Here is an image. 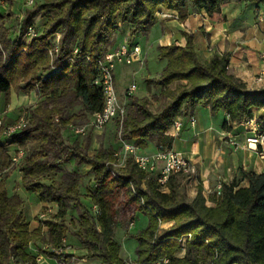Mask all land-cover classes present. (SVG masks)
<instances>
[{
  "label": "trees",
  "instance_id": "1",
  "mask_svg": "<svg viewBox=\"0 0 264 264\" xmlns=\"http://www.w3.org/2000/svg\"><path fill=\"white\" fill-rule=\"evenodd\" d=\"M230 1L46 0L25 10L17 38L9 36L5 15L0 14V96L8 98L13 90L34 91L41 97L25 114V126L6 136L8 144L23 152L18 161L22 186L39 202L56 205L54 214L30 230L21 212L23 200L15 192L7 193L5 180L15 166L0 142V264H11L12 257L37 264L29 245L39 241L55 249L68 233L86 250L87 258L98 259L96 264H125L114 237L116 225L127 219L124 212L116 210L120 196L126 213L135 216L139 212L147 217L146 226L134 235L138 264H264V172L241 170V179L247 184H222L213 205H207L200 186L190 200L178 197L172 180L175 175L162 185L155 173L138 169L132 158L124 168L114 169L109 149L99 148L90 154L89 139L68 141L62 135L67 126L82 123L101 110L102 89L94 84L96 60L116 47L113 35L120 27H128L132 40L154 24L159 7L175 10L179 20L193 8L203 10L212 21H220L221 8ZM37 16L43 22L41 32L24 43L26 28ZM56 32L61 35L59 50L56 60L50 62L48 47ZM185 35L184 46H157L158 57L165 64L148 83L159 90L164 104L152 111L146 96L125 99V115L117 121L118 140L139 149L148 142L155 143V148L159 144L170 148L173 138L165 132L173 119L187 115L196 106L207 107L211 115L225 112V130L250 118L254 108L264 107V88L248 89L229 72L226 56L200 60L193 36ZM73 47L78 52L69 61ZM85 54L90 60L83 57ZM75 106L78 110L72 111ZM3 127L0 125V139L5 136ZM259 128L264 130V118L259 120ZM68 156L74 166L89 165L94 187L86 190V198L97 209L95 214L87 208L80 211L70 225L65 221L68 209L83 205V175L62 168ZM57 173H61L60 180L50 179ZM167 221L173 225L162 230L160 224ZM186 234L190 236L182 244L179 239ZM182 249L183 255H178ZM42 254L58 262L72 257L46 249Z\"/></svg>",
  "mask_w": 264,
  "mask_h": 264
},
{
  "label": "crops",
  "instance_id": "2",
  "mask_svg": "<svg viewBox=\"0 0 264 264\" xmlns=\"http://www.w3.org/2000/svg\"><path fill=\"white\" fill-rule=\"evenodd\" d=\"M259 12H264V1L236 2L232 0L221 8L223 19L220 21H212L203 10L193 8H190L184 20H179L175 10L159 7L155 12L154 24L148 30L136 33L130 43L137 44L145 57L146 50L144 52V48L137 43L139 35L143 34L146 38H150L153 42L151 47L154 44L184 46L185 34L192 35L193 46L200 60H208L213 56H226L229 72L245 82L248 89L264 88V22L259 21L257 17ZM37 28L41 30L42 25ZM123 35L124 32L116 31L115 46L124 42ZM257 77H261V80L256 81ZM116 88L118 95H122L125 89L119 90L117 82ZM147 94L148 91L143 96ZM38 96L34 91L17 93L13 90L10 91L8 98L1 95L0 120L2 123L9 125L16 122L21 115L25 114L19 111L26 105L33 104L29 108L34 107ZM190 115L195 118L194 125L189 122ZM179 117L182 124L178 136L173 139L172 147L180 151L194 167L192 175L177 174L187 177L188 180H183V186L191 198L196 195L197 188L200 186L206 204L213 205L218 185L232 181L239 185L247 184L245 179H241V170L264 172V156L246 147V138L252 136L255 129H260L259 120L264 118V107L254 108L250 118H243L239 123H233L229 130L222 128V123L228 119L223 111L211 115L207 107L196 106L187 115ZM6 139V136H2L0 142L5 144ZM5 148L11 156L13 155L10 153L11 149L17 151V147L12 144L5 145ZM139 150L141 153L150 154L155 150V143L148 142L145 148ZM14 175L17 180H20L21 173L18 168L14 169L6 180H10ZM51 205L56 207L55 204ZM38 206L42 208L47 207L48 204L39 202ZM37 225L29 224L30 230ZM63 242V252L73 254L74 251L68 239L64 238ZM83 250L86 254V250L84 248ZM30 253L37 258V253Z\"/></svg>",
  "mask_w": 264,
  "mask_h": 264
},
{
  "label": "rangeland",
  "instance_id": "3",
  "mask_svg": "<svg viewBox=\"0 0 264 264\" xmlns=\"http://www.w3.org/2000/svg\"><path fill=\"white\" fill-rule=\"evenodd\" d=\"M6 6L0 7V14L5 15L4 18V25L6 28H8L9 36L11 38H17L19 29H20V19L25 14L26 9H31L34 6L38 4H42L46 0H35V4L33 6H26L24 4L25 0H3ZM10 12V15H8ZM264 13V12H262ZM264 22V21H262ZM33 23L35 26L39 27L42 25V19L35 17L33 19ZM121 32H124V39L130 43L129 37H128V30L127 27H120L119 29ZM127 32V34H126ZM142 33V32H140ZM113 35V39H115ZM124 40V41H125ZM22 41L24 43L29 42V38L27 36H24ZM137 43L144 48V52L146 50L145 57H143V54L141 53V56L143 58V63L140 64L137 61H134L132 63H118L115 66L114 75H115V81L117 82V86L119 90L125 89L127 86H129L131 83H135L136 89L134 91L135 96H143L147 93L146 97L148 98L149 108L152 111H157L161 105L164 104L165 99H163L162 96H159V90L155 87H152L148 83V79H153L158 76L160 71L162 70L164 66V61L161 60L158 57V50H157V44H154L151 47L150 38H146L145 35H139L137 39ZM113 50V49H112ZM53 72L52 70L49 71V73ZM38 96V94H37ZM121 101L126 102L128 104V101H125V98L122 95H119ZM40 96H38V101H36L34 104H38L40 100ZM33 105V104H32ZM32 105H26V107L22 108L20 112H24L25 114L28 113L29 107ZM79 106H75L72 111H77ZM27 112V113H26ZM80 126L84 127L83 133H78L76 129ZM117 120L113 119L110 122H108L105 126H102L101 128H95L93 125L89 123V117L86 119V121H83L82 123L77 122L76 124H72L67 126L64 130H62L63 137L68 140L72 141L73 139L77 138L79 141H84L89 139V153L93 154L95 150L99 148H106L110 151L114 150H121V142L117 138ZM9 139H6L4 142L5 145H8ZM11 154H17L16 149L10 150ZM18 162L14 163L15 169L18 168ZM63 169H74L80 172L83 175V181L80 185V194H81V200L83 205L71 206L65 217V221L68 225H70L69 221L72 220L76 222L77 215L80 211H83L84 209H88L92 214L96 213V207L93 206L90 201L86 198V190L89 188L92 189L94 187L93 184V175L89 171V165H81V166H74L73 161L70 156L66 158V162L62 165ZM61 173H57L55 175H52L50 179H53L55 181L60 180ZM173 185L175 187V192L177 193L178 197H184L187 200H190L191 197L187 194V191L185 190V187L183 186V180H188L186 176L183 175H175L172 177ZM6 182V188L8 193H17L21 199L23 200L21 212L23 215V219L30 224L31 226L35 224H39L42 222H45L52 214L56 212V207H53L51 204H48L45 210H42L38 206V199L36 195L32 191L26 190L20 180H17L16 175L12 176L10 180H5ZM167 190V189H165ZM123 199L120 196V198L116 202V210L120 214V212H124L127 216V219L125 220V223L123 224H117L114 229V237L116 241L120 244V257L125 261V264H138L136 261V239L134 235L141 229H143L147 224V217L139 212L135 214V216L131 215V213H126V209H122V203ZM207 203V202H205ZM173 225V221H167L160 224V227L162 230L168 229L170 226ZM71 229H73L71 227ZM46 227H43V232L45 233ZM65 238L68 239V243L72 245V249L74 251V255L72 254V257L69 258V260L65 262H56L53 258L46 257L42 254L43 250H50L53 252H57L56 248H50L45 242H34L31 243L28 247L29 252L37 253L36 256V262H39V264H96L98 259H89L86 257V254L84 253L83 247L79 243V241L73 236L72 234L68 233ZM64 243V242H63ZM62 243V245H63ZM61 245V246H62ZM60 246V247H61ZM62 249H64V246H62ZM59 252V251H58ZM61 254H65L62 251H60ZM184 250L178 252V255H183ZM69 254V253H67ZM11 264H33L32 262H21L17 257L11 258Z\"/></svg>",
  "mask_w": 264,
  "mask_h": 264
},
{
  "label": "built area",
  "instance_id": "4",
  "mask_svg": "<svg viewBox=\"0 0 264 264\" xmlns=\"http://www.w3.org/2000/svg\"><path fill=\"white\" fill-rule=\"evenodd\" d=\"M24 4L26 6H33L35 0H25ZM6 4L3 0H0V7H4ZM259 21H264V13H257ZM39 30L35 24L30 23L25 32V36L29 38L37 37L40 34ZM60 33L56 32L50 39V46L48 47V54L50 57V62L56 60L57 53L59 50L60 43ZM24 49V48H23ZM78 52L77 47H73L71 50V55L68 56L67 60L72 61L73 56ZM86 60H90V57L85 54L83 56ZM134 61L143 63V58L141 56V49L137 44H131L128 41L117 45L113 50L107 51L101 58L96 60V65L98 69V76L94 79V84L102 89L103 94V106L100 111L95 112L89 116V123L95 128H101L105 126L108 122L113 119L121 122L125 112L126 106L125 102L121 101L117 88L114 70L118 63H132ZM261 77H257L256 81H260ZM136 89L135 83H131L127 86L123 92L125 99L132 96ZM26 115H21L16 122L9 125H4L2 120H0V125H3V135L11 136L12 134L20 131L26 124ZM189 122L194 125L195 118L190 115ZM181 118L178 116L173 119L168 130L165 134L171 136L173 139L178 136L179 130L181 128ZM78 133L84 132V127L80 126L76 129ZM122 149L119 151L114 150L112 152V161L110 164L114 169L124 168L128 159L132 158L138 169L144 170L146 172H153L157 175L160 184L165 185L170 176L183 174L186 176L192 175L194 173V167L189 163L187 158L173 147L168 148L163 144L156 146L154 152L150 154L141 153L139 148L133 143L124 141L120 139ZM247 149L258 153L260 156H264V130L255 129L252 136L246 138ZM260 148V149H259ZM23 152L19 151L17 154H13L12 161L18 162L22 156ZM221 185L216 188V195L220 194ZM189 234L182 236L179 241L184 244L185 240L189 237ZM56 251H62V247L56 248Z\"/></svg>",
  "mask_w": 264,
  "mask_h": 264
}]
</instances>
